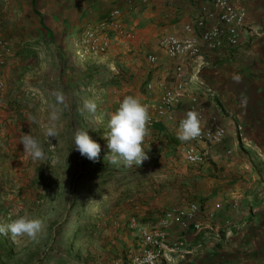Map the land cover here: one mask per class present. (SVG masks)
Segmentation results:
<instances>
[{
  "label": "rangeland",
  "instance_id": "1",
  "mask_svg": "<svg viewBox=\"0 0 264 264\" xmlns=\"http://www.w3.org/2000/svg\"><path fill=\"white\" fill-rule=\"evenodd\" d=\"M231 1L252 11L253 18L257 15L262 19L259 15H264V0ZM123 21L128 30H135L126 13ZM82 29L72 43L69 41L57 51L38 44L21 56L20 45L15 43V55L7 66L22 57L24 69H14L8 81L3 71L0 227L5 231L0 233V264H128L138 250L136 239L126 229L129 216L142 217L149 211L155 218L157 208L184 199L208 207L221 202L231 221L229 230L222 228L217 235L209 232L187 245L203 254L200 264L214 257L212 249L222 252L235 237L234 232H245L246 228L264 231V64L259 63L260 71L239 77L238 70L234 68L230 74L228 66L225 70L222 64L217 68L201 65L189 69L188 88L199 95L206 121L208 115L216 114L219 124L227 130L237 129L236 146H231V138L227 137L222 146L206 150L203 165H188L177 151L178 144L185 142L178 139V127L170 131L165 127L161 136L147 132L142 146L148 158L140 166L125 167L121 162L118 167L106 157L109 149L103 138L110 114L126 96L157 98L159 89L149 95L144 85L151 81L153 72L164 66L169 83L172 65L155 42L138 57L132 56V62L126 61L132 45L120 39L112 40L106 56L79 60L73 48ZM145 51H155L158 66L146 64ZM116 53L123 59L114 58ZM215 82L222 94L214 95L212 103L207 95ZM56 92L63 93L62 104L57 103ZM86 100L95 101L94 113L84 109ZM53 111L58 116L54 122L49 119ZM29 117H35L36 122ZM50 123H55L58 135L49 142L44 133ZM77 130L87 131L101 145L95 162L73 149ZM29 133L41 142L45 159L33 160L23 152L19 138ZM229 148L233 154L224 157ZM210 151L221 154L228 166H216ZM233 196L240 199L237 210L228 206ZM23 215L43 222L35 238L13 236L6 230L9 222Z\"/></svg>",
  "mask_w": 264,
  "mask_h": 264
},
{
  "label": "built area",
  "instance_id": "2",
  "mask_svg": "<svg viewBox=\"0 0 264 264\" xmlns=\"http://www.w3.org/2000/svg\"><path fill=\"white\" fill-rule=\"evenodd\" d=\"M124 1L127 6L135 3V0ZM137 1L145 6L155 0ZM246 19V11L230 0H211L200 6L197 17L183 25L181 35L168 34L158 41V50L172 65L171 81L168 85L158 84L156 102L140 101L148 109V130L166 123L178 127L186 115L179 117L177 110L184 105L187 111L198 114L200 134L192 138L191 143H182L177 148L178 154L188 165H203L206 162V150L222 146L228 136L238 143V130L233 129L229 133L227 128L219 124L218 115L210 114L206 121V112L199 95L188 88V72L192 66L195 69L203 65L207 52L238 49L246 44L249 38L246 34ZM134 38L133 31L125 26L123 12L114 8L105 18L83 25L81 36L74 44V56L79 60L101 58L110 52L113 39L129 42ZM15 43L13 37L3 34L0 21V93L5 91L3 71L15 55ZM146 62L150 66H158L159 57L154 52L149 53ZM156 89L151 81L144 85L149 95ZM121 101L117 102V109ZM223 154L224 157L230 156L233 149L229 148ZM228 206L237 210L240 207L239 197L233 196ZM227 211L221 202L208 207L184 199L164 209L150 223H142L136 216L129 217L128 229L136 239L138 250L128 264H199L197 257L201 252L196 247L190 249V242L209 232L217 235L222 228L229 230L231 221ZM220 217H223L221 222Z\"/></svg>",
  "mask_w": 264,
  "mask_h": 264
},
{
  "label": "crops",
  "instance_id": "3",
  "mask_svg": "<svg viewBox=\"0 0 264 264\" xmlns=\"http://www.w3.org/2000/svg\"><path fill=\"white\" fill-rule=\"evenodd\" d=\"M210 1L155 0L144 6L135 0L133 6H127L124 0H0V20L5 32L4 34L15 39L16 43L20 45L19 52L22 50L20 52L21 56H25L29 50L39 46L38 44L51 47V50L52 48L55 51L61 50V47L69 41L72 43L75 40V36L80 35L79 31L86 22L91 21L95 23L105 18L112 9L119 8L123 14L126 13L129 16V21L133 25L132 28L135 27V30H133L135 31L133 32L135 38L133 41L128 42V44L132 45L130 54L126 55L128 57L125 58L126 61L132 62V56L138 57L151 43L155 42L158 44V41L163 36L182 34L183 25L197 17L200 6ZM161 2L163 4H159ZM239 7L243 8L247 14L246 34L249 37L247 43L238 49L207 52L203 60V65L213 66V68H217L219 64H222L226 70L228 66L230 74L231 72H235L232 70L235 68V70L239 71L236 77L244 76L245 73L253 74L258 70L260 71L261 67L259 63L261 65L264 64V28L262 27L264 15H259L262 19H259L257 15L253 18V15H251L252 11H248L245 6ZM183 12L186 15H183ZM164 17L167 20L163 19ZM176 19L179 21L174 24L162 25L164 22ZM252 21L255 24L249 26L252 24ZM254 34L257 37L253 38ZM119 53H116L118 57L114 58L123 59L124 56H119ZM149 53H152V51L145 53V62L146 55ZM23 61L24 58L21 57V59H13L11 64L9 63L5 68L7 81L11 72L14 73V69L18 70L22 68ZM166 71L167 66H164L150 75V80L155 84L157 89L159 83L164 85L169 84L165 79L168 76ZM226 76L224 72V78ZM216 84L218 82H215L214 86L209 87L210 93L207 95L209 98L211 97L212 103L215 102L214 95L222 94L219 90L220 85ZM157 100L158 97L145 101L156 102ZM3 106V102L0 101V107ZM187 112L184 105L177 110V115L182 117ZM165 127L170 131L177 126L166 123L164 130ZM231 131H233V128ZM228 141L231 146H236L233 140L228 139ZM191 142V139H189L183 143ZM209 153H211L210 157L213 158V161L217 163L216 166H220V164L225 168L228 166L226 164L227 161L225 159L222 160L221 154L215 151H210ZM242 219L244 218L241 217L240 220ZM245 230V232L243 230L239 233L234 232V235L236 234L235 237L232 238L233 240L230 241L228 246L224 247L222 252H216V250L212 249L211 252L213 254H211L214 257L209 259V262L206 264H264V231L257 229L249 231L248 228ZM202 255L200 253V256L197 257L199 264V259ZM220 259H222V262H217Z\"/></svg>",
  "mask_w": 264,
  "mask_h": 264
},
{
  "label": "clouds",
  "instance_id": "4",
  "mask_svg": "<svg viewBox=\"0 0 264 264\" xmlns=\"http://www.w3.org/2000/svg\"><path fill=\"white\" fill-rule=\"evenodd\" d=\"M58 104L64 101V95L61 92L54 93ZM97 105L93 100L84 102V109L94 113ZM58 118L57 112L50 114V121L54 122ZM29 119L36 122L35 117ZM149 114L147 107L139 98L129 95L123 98L118 109L110 114L104 139L107 141L109 149L106 157H110V163L120 166L123 162L125 167L141 165L146 160L147 153L143 148V141L147 135V123ZM45 136L55 138L58 135V129L55 123H50L45 128ZM200 134L198 114L195 111H188L186 116L180 121L178 126V139L186 141L197 137ZM19 143L23 145V152L29 155L33 160L45 159V152L41 142L29 134H23L19 138ZM74 148L81 156L95 162L101 153V145L94 141L85 130L74 132ZM43 222L39 218L28 215L20 216L6 226V230L13 236H24L35 238L42 230ZM5 228L0 227V233Z\"/></svg>",
  "mask_w": 264,
  "mask_h": 264
},
{
  "label": "trees",
  "instance_id": "5",
  "mask_svg": "<svg viewBox=\"0 0 264 264\" xmlns=\"http://www.w3.org/2000/svg\"><path fill=\"white\" fill-rule=\"evenodd\" d=\"M1 21V20H0ZM2 23V22H1ZM165 130H164V125L163 126H158V127H156V128H154V129H152V130H148L147 132H153L155 135H158V136H161L162 134H163V132H164ZM180 144H178V146H179ZM178 148V147H177ZM190 201H194V200H190ZM201 204H204V203H201ZM167 208V206H164V207H160V208H157L156 210H155V213H156V215H160L161 213H162V211L164 210V209H166ZM147 212H149V211H147ZM144 213V215L142 216V217H140V216H138V214H133V215H131V216H136V217H138L139 219H140V221L142 222V223H150V222H153L154 221V216H152V215H150L149 213ZM131 216H129V217H131ZM156 217V216H155ZM129 219V218H128ZM128 219H127V223H126V229H128ZM129 230V229H128ZM123 264H126V263H123Z\"/></svg>",
  "mask_w": 264,
  "mask_h": 264
}]
</instances>
